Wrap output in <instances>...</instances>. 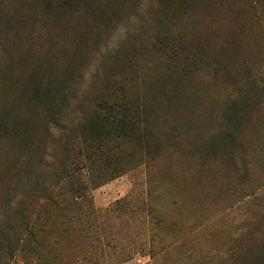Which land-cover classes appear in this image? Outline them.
<instances>
[{"label": "rangeland", "instance_id": "374dc122", "mask_svg": "<svg viewBox=\"0 0 264 264\" xmlns=\"http://www.w3.org/2000/svg\"><path fill=\"white\" fill-rule=\"evenodd\" d=\"M263 251L264 0H0V264Z\"/></svg>", "mask_w": 264, "mask_h": 264}, {"label": "trees", "instance_id": "16d2710c", "mask_svg": "<svg viewBox=\"0 0 264 264\" xmlns=\"http://www.w3.org/2000/svg\"><path fill=\"white\" fill-rule=\"evenodd\" d=\"M104 111L118 121V126L122 129L127 128L128 138H134L136 136V131L142 130L139 126L138 121L140 119H145L144 110L142 107L136 106L132 103L118 104L113 103L112 105H105ZM144 133L146 130H143ZM143 133V132H142ZM141 137V133H137ZM137 138V137H136ZM138 139V138H137ZM140 139V138H139ZM142 139V138H141ZM254 264H264V251L261 252L254 261Z\"/></svg>", "mask_w": 264, "mask_h": 264}]
</instances>
